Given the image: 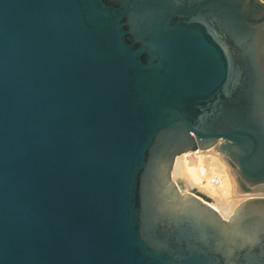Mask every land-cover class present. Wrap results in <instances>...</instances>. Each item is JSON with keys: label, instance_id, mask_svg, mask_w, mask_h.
<instances>
[{"label": "water", "instance_id": "water-1", "mask_svg": "<svg viewBox=\"0 0 264 264\" xmlns=\"http://www.w3.org/2000/svg\"><path fill=\"white\" fill-rule=\"evenodd\" d=\"M212 149L264 185L261 0H0V264H264L172 178Z\"/></svg>", "mask_w": 264, "mask_h": 264}, {"label": "bare ground", "instance_id": "bare-ground-1", "mask_svg": "<svg viewBox=\"0 0 264 264\" xmlns=\"http://www.w3.org/2000/svg\"><path fill=\"white\" fill-rule=\"evenodd\" d=\"M215 159L225 171L224 174L218 173L220 176L218 184L211 182L210 172L206 168L209 164L211 171L214 170ZM172 175L182 193L197 196L226 219H232L237 208H240L247 199L264 196V185L255 189L240 190L239 179L225 161L223 153L214 152L212 149L178 155ZM204 179L207 180L206 183L203 182ZM230 190L231 194L228 193Z\"/></svg>", "mask_w": 264, "mask_h": 264}, {"label": "rangeland", "instance_id": "rangeland-1", "mask_svg": "<svg viewBox=\"0 0 264 264\" xmlns=\"http://www.w3.org/2000/svg\"><path fill=\"white\" fill-rule=\"evenodd\" d=\"M206 168H207V170H209V172H210V174L209 175H211V174H224L225 173V171H224V168H223V166H220V163H219V161H217L216 159L213 161V168H214V170H212L213 171V173H211L212 171H211V168H210V166H209V164H208V167L206 166ZM172 178H173V175H172ZM174 179V178H173ZM174 181H175V179H174ZM176 182V181H175ZM203 182L204 183H206L207 182V180L206 179H204L203 180ZM230 189H232V188H230ZM181 191V190H180ZM182 192V191H181ZM228 193H232L231 192V190L228 192ZM227 193V194H228ZM230 194H228V195H230ZM264 197V196H263Z\"/></svg>", "mask_w": 264, "mask_h": 264}, {"label": "built area", "instance_id": "built-area-1", "mask_svg": "<svg viewBox=\"0 0 264 264\" xmlns=\"http://www.w3.org/2000/svg\"><path fill=\"white\" fill-rule=\"evenodd\" d=\"M210 178H211V182L213 183H217L220 181V176L218 174H211L210 175Z\"/></svg>", "mask_w": 264, "mask_h": 264}, {"label": "snow or ice", "instance_id": "snow-or-ice-1", "mask_svg": "<svg viewBox=\"0 0 264 264\" xmlns=\"http://www.w3.org/2000/svg\"><path fill=\"white\" fill-rule=\"evenodd\" d=\"M262 3H264V0H261Z\"/></svg>", "mask_w": 264, "mask_h": 264}]
</instances>
